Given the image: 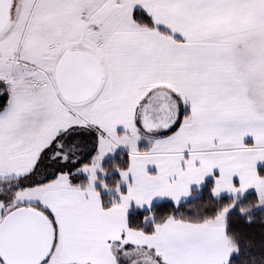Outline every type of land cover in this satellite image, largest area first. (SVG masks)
<instances>
[{
	"label": "snow or ice",
	"instance_id": "1",
	"mask_svg": "<svg viewBox=\"0 0 264 264\" xmlns=\"http://www.w3.org/2000/svg\"><path fill=\"white\" fill-rule=\"evenodd\" d=\"M261 163L264 0H0V264H264ZM207 174L229 203L129 221Z\"/></svg>",
	"mask_w": 264,
	"mask_h": 264
},
{
	"label": "trees",
	"instance_id": "2",
	"mask_svg": "<svg viewBox=\"0 0 264 264\" xmlns=\"http://www.w3.org/2000/svg\"><path fill=\"white\" fill-rule=\"evenodd\" d=\"M90 155L91 153L88 154V156ZM85 159H87V157H85ZM126 161L127 151H118L113 157H109L102 162L103 166L107 169V171L106 173H102L99 177L102 178L107 184L114 185L116 181L120 178L119 170L114 166V164L125 166ZM259 170L264 173V167H261ZM81 177L83 179H87L86 175L82 173ZM212 185V180H208L203 188L193 191L194 196L191 199L178 204L173 203L171 201H160L158 203H155L148 209L140 210L132 208L129 214V221L134 223L150 211L153 212L154 215L157 217L167 212H172L178 215H184L186 217L194 219L208 215L212 213L216 208H219L224 204L229 203L230 200L233 198L230 196H223L219 198L214 197L211 191ZM96 188L99 190L102 202H110L112 196H117L116 194L110 191L114 190L115 188L104 187L102 184H98ZM121 190L123 191V188H121ZM254 193L255 192H249L250 195L246 194L240 200L241 206L245 208L248 214L253 217L251 222L246 221L245 214L241 213L238 207L233 208L230 211V215L237 218L239 225L246 229L249 234L252 235L257 242H259L262 238H264V208L257 207V200L254 197ZM259 251L264 252V249H259Z\"/></svg>",
	"mask_w": 264,
	"mask_h": 264
},
{
	"label": "crops",
	"instance_id": "3",
	"mask_svg": "<svg viewBox=\"0 0 264 264\" xmlns=\"http://www.w3.org/2000/svg\"><path fill=\"white\" fill-rule=\"evenodd\" d=\"M247 139L250 141V140H251V137H248ZM140 146H147V145H146L143 141H141ZM92 151H94V149H93ZM118 151H128V150H127V148H126L125 146H120V147H118L114 152L108 153V154L103 158V161H104L105 159L109 158V157H113ZM89 153H91V151H90ZM89 153H88V154H89ZM103 161H102V162H103ZM149 167H150L151 170H154V167H155V166H154V165H150ZM261 167H264V163H261V164L258 165V168H259V169H260ZM214 172H215L216 174H218V169H214ZM82 174H83V173H82ZM101 174H102V173H101ZM101 174L98 173V177L101 176ZM84 175H85V174H84ZM233 179H234V182H238V177L234 176ZM208 180H212V182L214 183V176H213V174H207V175L205 176V178H204L202 181H200L199 183L193 182L192 184H190V190H189V192H188L187 194H183V195L180 197L179 202L175 201L172 197L167 196V195H163V196H161V195H157V196L153 197V199H152V201H151V206L154 205L155 203L160 202V201H171V202H173V203H177V204H178V203H181V202H184V201H187V200L191 199V198L194 196V195H193V191H194V190H197V189H201V188H203ZM98 184H101L99 179H97V181L95 182V186H97ZM120 188H123V190H126V185L122 182V183L120 184ZM110 191L113 192L114 194H116V195L118 196V193L116 192L115 189H114V190H110ZM249 192H255L254 188H250V189L248 190V193H249ZM99 194H100V193H99ZM213 195H214V194H213ZM223 196H230V197H232V194L229 193V192H227V191H222V192L219 193L218 195H214V197H216V198L223 197ZM100 197H101V195H100ZM101 200H102V199H101ZM132 208L143 210V209H148V208H150V207L146 204L143 208H140V207L136 206L135 203L133 202L132 207L128 210V217H129V214H130V211H131ZM140 255H141V257H145V256H146V252L143 251V252L140 253ZM73 264H75V262H73Z\"/></svg>",
	"mask_w": 264,
	"mask_h": 264
},
{
	"label": "rangeland",
	"instance_id": "4",
	"mask_svg": "<svg viewBox=\"0 0 264 264\" xmlns=\"http://www.w3.org/2000/svg\"><path fill=\"white\" fill-rule=\"evenodd\" d=\"M106 155H107V154H106ZM106 155H105V156H106ZM98 173H100V172L98 171ZM100 174H101V173H100ZM259 208H261V207H259ZM230 211H231V210H230Z\"/></svg>",
	"mask_w": 264,
	"mask_h": 264
}]
</instances>
